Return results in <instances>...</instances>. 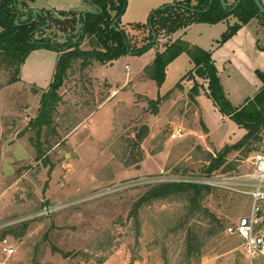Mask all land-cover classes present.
I'll return each instance as SVG.
<instances>
[{
	"label": "rangeland",
	"instance_id": "374dc122",
	"mask_svg": "<svg viewBox=\"0 0 264 264\" xmlns=\"http://www.w3.org/2000/svg\"><path fill=\"white\" fill-rule=\"evenodd\" d=\"M259 1L264 7V0ZM28 8H34L33 4ZM87 8L88 12H94L87 4L81 15L66 14L63 22L56 24L46 38L59 44L77 42L81 16L84 18L88 13ZM161 8L164 7L152 13ZM150 15L141 21L143 25ZM126 21L128 17L122 24L131 37L147 36L148 32L133 29ZM237 22L231 17L216 25L196 24L180 31L174 39L181 37L187 42L195 41L203 49L212 45L217 49L222 36ZM259 22L260 25L253 21L248 28L255 42L264 48V23L261 19ZM163 42L143 55L122 57L112 66L77 72L67 82L62 91L65 103L60 110L68 121H71L68 114L77 115L73 119L76 122L72 120L79 124L73 139L82 142V146L80 160L76 162L70 160L73 149L67 142L51 148L52 141L43 149L46 155L38 158L29 142L35 135L27 130L37 115L41 94L47 92L53 82L58 53L46 49L34 51L22 66L21 81L13 85H6L10 75L0 70V224L30 218L0 231V238L12 230L16 232L5 237L16 253L9 257L0 253V264H189L183 256L184 235L171 232L182 207L157 203L141 213L138 229L130 215L132 206L147 192L148 182L170 180L171 175L187 176V179L202 177L205 164L202 151H221L226 145L237 143L245 130L233 121H223L214 104L209 107L195 103L189 96L192 86L189 81L182 83L183 89L176 87L193 69L186 54L171 66L162 90L153 81L143 86L150 99L165 94L166 100L156 115L149 111L146 96L133 94V83L122 89L127 80L134 79L143 67L154 61L163 49ZM251 65L264 72V60ZM221 79L227 91L243 99L254 97L258 91H254L231 65L221 70ZM139 81L141 78L135 80ZM104 82L117 91L112 102L87 107L88 102L93 100L95 104L103 95ZM239 85L244 86V91L240 92ZM144 125L150 132L141 143L143 161L139 168L129 166L135 147L132 138ZM180 127L185 130L184 135L172 139V134ZM30 149L33 156L29 158ZM254 155L232 154L231 160H238L239 172L216 175L215 178L225 183L205 201L228 227L236 225L250 211L249 196L238 183L252 171ZM71 163L73 170L63 169ZM93 180L104 183L98 186ZM130 183L136 186L90 199L96 192ZM45 196L50 201L45 200ZM53 206H59L53 214L34 218ZM191 264H248V261L242 239L225 232L210 240L202 258Z\"/></svg>",
	"mask_w": 264,
	"mask_h": 264
},
{
	"label": "trees",
	"instance_id": "16d2710c",
	"mask_svg": "<svg viewBox=\"0 0 264 264\" xmlns=\"http://www.w3.org/2000/svg\"><path fill=\"white\" fill-rule=\"evenodd\" d=\"M228 1L224 0L223 6L221 0H213L212 4L210 0H175L173 5L164 6L151 13L146 24L131 25L133 29L148 32L147 36L134 39L122 24L128 0H88L94 12L87 13L85 18L81 16L82 27L78 41L59 44L46 36L56 24L63 22L66 14L55 16L40 12L35 20L34 8H28L35 0H0V70H5L10 75L6 85L21 81L22 66L34 51L54 50L59 55L53 82L49 90L41 94L37 115L27 127V130L35 135L34 138L30 137L29 142L38 153V158L42 159L46 155L43 149L47 144L50 145L53 141L52 148L66 142V137L79 125L73 123L77 118L75 112L71 116L68 114L71 119L68 121L60 110L65 103L63 88L77 72L85 73L93 66H110L128 55H143L164 41L162 51L158 52L154 61L143 70L141 81H153L161 88L166 81L167 68L181 55H188L193 69L176 87L183 89L182 83L185 80L192 81L189 96L195 103L197 97L205 94L224 117L245 130V135L237 143L226 145L221 151H202L205 163L202 172L205 176L238 173V160H231L232 154L239 153L248 157L261 151L264 139V73L256 72L263 84L257 94L241 107H235L225 93L213 53L181 37L174 39L180 31H186L193 25H216L234 17L238 22L222 36L218 42L221 46L252 20L261 19L264 23V15L254 0H241L237 7V0L232 4ZM16 20L19 25H16ZM103 86V95L95 100V104L92 103L93 100L88 102L87 107L97 104L100 107L109 100L111 86L106 82ZM165 100L166 97L160 95L157 99L147 97L149 111L156 115ZM149 132L147 125L135 132L132 138L135 140V147L131 151L133 160L129 166L140 167L143 161L141 143ZM146 188L149 189L135 201L130 212L137 228L141 227V213L155 204L169 203L181 206L182 213L176 219L171 232L184 235L183 256L189 264L202 258L203 249L210 240L228 231L229 227L223 219L205 205V201L215 193V189L186 183H163ZM12 232L16 233L14 230L7 232L0 238V242Z\"/></svg>",
	"mask_w": 264,
	"mask_h": 264
},
{
	"label": "crops",
	"instance_id": "0c3cea01",
	"mask_svg": "<svg viewBox=\"0 0 264 264\" xmlns=\"http://www.w3.org/2000/svg\"><path fill=\"white\" fill-rule=\"evenodd\" d=\"M174 1L175 0H128V7H127V10H126V13L122 17V20L125 19L126 17H128V21H126L128 23V25L142 24L141 21L144 22V20H145L144 18H147V16L149 14H151L154 9L167 6L169 4L174 3ZM87 4H89L90 7H92V11H94L93 6H91V4L87 0H35V2L33 3V7H34V9H37L40 12L56 14L57 16H59V14H62V13L63 14H72V15H77L78 16V15H81L85 11V10H83V8L85 7V5L87 6ZM88 8H87L86 12H88V10L90 9V8L89 9ZM140 16H143V17H140ZM253 21H257V23L260 25V22H259L260 20L259 19H254L249 24L243 26L240 29V31L233 38H231L229 41H227L224 45L218 46L217 49H214V45H212L213 47H210V48L205 49V50L211 51L213 53V60H214L215 65H216V67L218 69L220 78H221V70L224 67H226L228 65H231L232 67L235 68V70L237 71L238 75H240L241 78H243V80L247 79V83L248 84L250 83L252 85L251 87L253 88L254 91L255 90L259 91L263 84H262L261 80L258 78L256 72L257 71L261 72V71L259 70V68L255 67L254 65H251V64L253 62H258V61H261V60L263 61L264 60V48L260 47L259 44H257L255 42V40L252 38V36L250 34V31H249L248 27ZM188 34H189V32L186 33V36ZM249 37H250V39L248 40ZM177 38H179V37H177ZM189 43L200 47V45L198 43H196L195 41H189ZM247 49L249 50L248 54H247ZM182 56L183 55H181L177 60H175L167 68L166 80L168 78V74H169V70H170L171 66L176 61H178ZM152 61H150V62H152ZM240 61H242V63ZM148 65L149 64H147L146 66H148ZM110 66H112V65H110ZM100 67H102V66H100ZM105 67H109V66H105ZM145 67H143V69H141L138 72V75L134 79L127 80L123 84L122 89H125L127 86H129L130 84L133 83V85H132L133 94L142 95V96H146V97L150 98L146 94V92L143 91L144 90L143 86L144 85L147 86L149 81L135 82L136 79L141 77ZM97 68H98V66H93L91 68V71L93 69H94L93 71H96ZM254 76H256V77H254ZM94 77H95V75H94ZM221 81H222V79H221ZM165 83H166V81H165ZM190 83L193 86V82L189 81L188 84H190ZM164 86H165V84L159 89L162 90L164 88ZM192 86L189 88V90L192 88ZM183 87L185 88L184 85H183ZM240 87H242V88H240ZM223 88L225 90V93H226L228 99L230 100V102L235 107L239 108L248 99L253 98V97H245V99H243L244 97L242 98V97H239V96H235V95H233V93L231 91H227L225 89L224 85H223ZM238 88L240 89V92H242V90L244 91V86L243 85H239ZM159 92H161V91H159ZM116 94H117V91L115 89H112V87H111V96L109 97V100H107L103 105H105L106 103H111ZM209 101H211V100L205 94H202V95H200L199 97L196 98V102L200 106H203L204 104L208 105L209 107H211V105L213 106L212 101H211L212 104H209ZM103 105H101V106H103ZM215 110L216 109H214V111ZM222 120L223 121H225V120L231 121L230 119H228L227 117H224V116H223ZM76 128H79V125ZM74 130L66 137V142H67V145L70 146L73 149V154L71 153V155H70L71 159L70 160H74V162H76V161L80 160L79 149L82 146V142H79V141L73 139V137L75 135ZM19 145L21 146V144H19ZM19 145H17V147ZM57 146H59V145H57ZM27 147L25 148V150L27 149ZM31 156H33V150L30 149L29 158ZM65 157L68 158V155L66 154ZM74 162H73V165H74ZM73 165H72V163L71 164H67V166H65L63 169H65L66 171H68L70 169L73 170V167H74ZM93 182L94 183L96 182V184H98V186H101L104 183L103 180H93ZM63 190L64 189H61V192H63ZM52 196H53V194L50 195V197H52ZM45 200H47V201L49 200L50 201L49 197H47V196H45Z\"/></svg>",
	"mask_w": 264,
	"mask_h": 264
},
{
	"label": "built area",
	"instance_id": "2783aa9c",
	"mask_svg": "<svg viewBox=\"0 0 264 264\" xmlns=\"http://www.w3.org/2000/svg\"><path fill=\"white\" fill-rule=\"evenodd\" d=\"M185 130L180 127L177 128L172 134V139H177L184 135ZM252 171L242 176L239 181V186L242 187L243 193L249 196L250 199V211L248 215L240 218L236 225L229 227L227 233L229 235H236L243 241L244 251L248 264H258L264 262V139L261 145V151L255 153L254 158L251 162ZM216 176H205L200 178L187 179V176H176L171 175L170 180H162L161 182H152L146 184V186L157 185L163 183H186L196 184L213 189L220 188L224 185L225 181L215 178ZM168 179V178H166ZM155 183V184H153ZM134 184H124L123 186L110 188L108 190L99 191L94 193L90 199L100 198L108 193L118 192L120 190L135 187ZM59 206H53L45 208L43 211L34 215V218L41 216H49L53 214ZM30 219V218H28ZM27 218L16 221H10L4 224H0V231L7 227L14 226L21 221H27ZM33 219V218H32ZM0 253L5 256H12L16 253L15 248L10 244L8 238H4L0 242Z\"/></svg>",
	"mask_w": 264,
	"mask_h": 264
},
{
	"label": "water",
	"instance_id": "95a60500",
	"mask_svg": "<svg viewBox=\"0 0 264 264\" xmlns=\"http://www.w3.org/2000/svg\"><path fill=\"white\" fill-rule=\"evenodd\" d=\"M213 0H210V3L212 4ZM223 6H225V3L223 0H221ZM241 2V0H239L235 7H237L239 5V3ZM255 4L257 5V7L259 8L260 12L264 15V7L263 5L261 4V2L259 0H254ZM88 13H93V12H88ZM40 14V11L39 10H34V15H35V20L37 19L38 15ZM87 13L84 14V18L86 17ZM16 25H19V21L16 20Z\"/></svg>",
	"mask_w": 264,
	"mask_h": 264
}]
</instances>
